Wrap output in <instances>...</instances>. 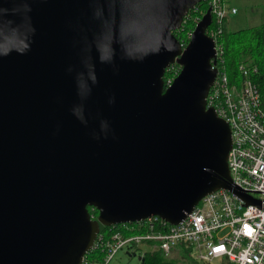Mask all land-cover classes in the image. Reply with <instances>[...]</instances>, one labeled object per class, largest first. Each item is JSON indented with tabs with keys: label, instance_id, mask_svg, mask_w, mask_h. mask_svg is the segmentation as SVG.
Returning a JSON list of instances; mask_svg holds the SVG:
<instances>
[{
	"label": "water",
	"instance_id": "95a60500",
	"mask_svg": "<svg viewBox=\"0 0 264 264\" xmlns=\"http://www.w3.org/2000/svg\"><path fill=\"white\" fill-rule=\"evenodd\" d=\"M201 1L0 0V264H82L101 224H177L219 188L258 203L207 107L211 8L174 33Z\"/></svg>",
	"mask_w": 264,
	"mask_h": 264
},
{
	"label": "built area",
	"instance_id": "2783aa9c",
	"mask_svg": "<svg viewBox=\"0 0 264 264\" xmlns=\"http://www.w3.org/2000/svg\"><path fill=\"white\" fill-rule=\"evenodd\" d=\"M208 3L212 21L206 31L215 40L213 67L217 74L207 95V107H213L230 125L232 147L228 164L232 181L258 203H246L227 188L216 189L204 195L177 224L152 215L121 223L108 236L99 232L82 264H115V255L121 249L130 255L139 253L141 260L146 252L161 251L169 256L183 247L189 248L201 264H264V108L251 77L256 67L240 65L243 80L230 81L219 37L227 18L237 8L231 7L229 0ZM175 76L166 80V86ZM144 244L151 248L142 250ZM94 250V256L89 255Z\"/></svg>",
	"mask_w": 264,
	"mask_h": 264
},
{
	"label": "trees",
	"instance_id": "16d2710c",
	"mask_svg": "<svg viewBox=\"0 0 264 264\" xmlns=\"http://www.w3.org/2000/svg\"><path fill=\"white\" fill-rule=\"evenodd\" d=\"M209 8L208 0H202L189 11L180 29L174 31L182 41H188V34L191 32L197 21L205 14ZM219 42L223 47L224 68L227 71L230 81L240 83L244 75L240 70V65L256 67L251 73V77L261 93L262 106L264 108V21L255 26L230 30L223 25V31L219 37ZM180 71V65L175 62L165 71L164 79L175 76ZM90 213L96 217L98 210L93 206H88ZM121 227V224L114 226H100V233L108 236L114 229ZM184 250L190 251L189 248ZM94 251L89 255L94 256ZM140 264H177L173 259L167 258L161 251L146 252Z\"/></svg>",
	"mask_w": 264,
	"mask_h": 264
},
{
	"label": "rangeland",
	"instance_id": "374dc122",
	"mask_svg": "<svg viewBox=\"0 0 264 264\" xmlns=\"http://www.w3.org/2000/svg\"><path fill=\"white\" fill-rule=\"evenodd\" d=\"M260 1V0H258ZM233 2V0H232ZM234 3L238 6L239 11L235 14L230 15L229 29L237 30L240 28H246L249 26H255L264 21L261 16V7L258 6L257 3H253L250 5H246L241 2V0H234ZM261 6L264 4H260ZM247 6V7H246ZM261 19V20H260ZM151 245L144 244L142 245V250L150 249ZM167 258L173 259L177 264H201L197 263L193 258L192 254L188 250H184L183 248H177L172 251ZM115 264H140V256L139 253L136 255L128 254L126 249L119 250L114 258Z\"/></svg>",
	"mask_w": 264,
	"mask_h": 264
},
{
	"label": "crops",
	"instance_id": "0c3cea01",
	"mask_svg": "<svg viewBox=\"0 0 264 264\" xmlns=\"http://www.w3.org/2000/svg\"><path fill=\"white\" fill-rule=\"evenodd\" d=\"M241 2L242 3H244V4H246V5H250V4H253V3H257L258 4V6H260L262 9H261V18H262V20L264 19V5H260V4H264V0H260V1H258V0H241ZM229 5L231 6V7H235V8H237V11L235 12V13H237L238 11H239V8H238V6L234 3V0H233V2H232V0H229ZM247 7V6H246ZM235 13H232V14H235ZM231 15V14H230ZM230 15H229V17L227 18V21H226V26L228 27V25H229V22H230ZM261 20V19H260ZM229 28V27H228Z\"/></svg>",
	"mask_w": 264,
	"mask_h": 264
},
{
	"label": "flooded vegetation",
	"instance_id": "af4514ba",
	"mask_svg": "<svg viewBox=\"0 0 264 264\" xmlns=\"http://www.w3.org/2000/svg\"><path fill=\"white\" fill-rule=\"evenodd\" d=\"M180 69H181V66H180ZM178 73H179V72H178ZM178 73H177V74H178Z\"/></svg>",
	"mask_w": 264,
	"mask_h": 264
}]
</instances>
